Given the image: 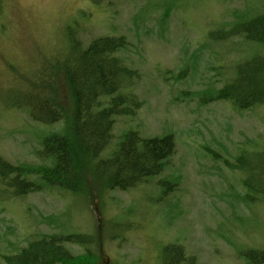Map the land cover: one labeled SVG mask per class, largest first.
I'll use <instances>...</instances> for the list:
<instances>
[{
	"label": "rangeland",
	"instance_id": "rangeland-1",
	"mask_svg": "<svg viewBox=\"0 0 264 264\" xmlns=\"http://www.w3.org/2000/svg\"><path fill=\"white\" fill-rule=\"evenodd\" d=\"M2 1V156L13 163L38 162V138L58 125L33 122L10 103L36 68L63 49L68 27H79L86 44L101 35H126L131 45L119 54L140 74L132 89L144 104L134 116L117 117L115 138L101 156H109L127 130L143 137L174 133L177 149L169 169L129 191L87 196L46 189L0 202V253L24 245L32 233L61 230L93 234L95 264H166L162 251L172 244L194 255L196 264H248L247 250L264 249V202L247 203L244 173L224 162L241 150H264V104L238 110L227 100L202 104L195 96L223 87L240 63L264 55V44L243 33L210 36L264 13V0ZM171 173L181 183L161 195L158 181Z\"/></svg>",
	"mask_w": 264,
	"mask_h": 264
},
{
	"label": "trees",
	"instance_id": "trees-1",
	"mask_svg": "<svg viewBox=\"0 0 264 264\" xmlns=\"http://www.w3.org/2000/svg\"><path fill=\"white\" fill-rule=\"evenodd\" d=\"M2 3L0 0V8ZM67 29L63 49L52 53L29 81L26 77L28 85L23 84L12 96L10 106L24 109L33 122L58 125L38 138V162L13 163L0 154V202L46 189L87 196L95 190L129 191L171 167L177 149L174 133L143 137L136 130L123 131L111 154L101 156L115 138L117 117L134 116L144 104L132 89L140 74L119 54L131 45L126 35H101L86 44L79 27ZM238 33L264 44V13L223 33L212 31L210 36L219 39ZM61 85L68 93L66 98ZM195 96L202 104L227 100L238 110L264 104V55L240 63L235 77L223 87L203 89ZM224 162L244 173L245 201L264 202V150H241L233 161L226 158ZM180 183L181 177L173 173L160 178L161 195L176 191ZM116 238L111 236V240ZM95 241L86 232L39 231L30 234L24 245L0 255L4 264H95L97 257L89 248ZM74 246L84 251L76 253ZM247 251L248 264H264V249ZM162 255L166 264H178L180 258L196 264L195 256L179 244L168 245Z\"/></svg>",
	"mask_w": 264,
	"mask_h": 264
}]
</instances>
